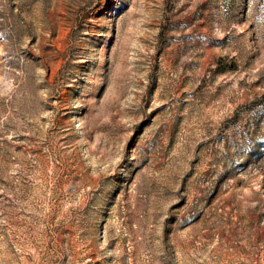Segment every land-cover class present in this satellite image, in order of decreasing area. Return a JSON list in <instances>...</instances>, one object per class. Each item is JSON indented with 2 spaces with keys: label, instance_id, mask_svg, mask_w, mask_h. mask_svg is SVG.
I'll return each instance as SVG.
<instances>
[{
  "label": "rangeland",
  "instance_id": "obj_1",
  "mask_svg": "<svg viewBox=\"0 0 264 264\" xmlns=\"http://www.w3.org/2000/svg\"><path fill=\"white\" fill-rule=\"evenodd\" d=\"M0 264H264V0H0Z\"/></svg>",
  "mask_w": 264,
  "mask_h": 264
}]
</instances>
